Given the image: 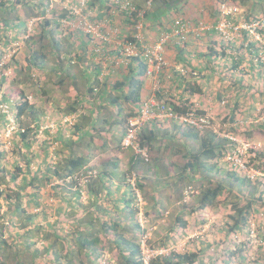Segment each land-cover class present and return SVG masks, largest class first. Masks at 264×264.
Instances as JSON below:
<instances>
[{
  "label": "crops",
  "instance_id": "obj_1",
  "mask_svg": "<svg viewBox=\"0 0 264 264\" xmlns=\"http://www.w3.org/2000/svg\"><path fill=\"white\" fill-rule=\"evenodd\" d=\"M124 1L0 0V39L7 43L14 41V47L11 46L13 49L19 44L18 47L22 46L17 51L19 58L15 56L17 61L7 65L9 77L2 78V82L5 79L7 92L9 88L17 89L18 96L27 97L33 109L16 119L18 127L11 135L13 143L15 141L13 148L19 147L15 164L23 172L18 171L20 174L16 179L4 175L7 172L1 174L5 177H0L5 181L0 186H8L5 195L9 188L11 194L10 199L2 197L0 200V218L14 217L10 222L12 225L6 226L2 221L0 228L2 231L12 230L17 235L15 239H6V243L0 242V260L5 264H101L104 261L112 264H137L139 257L133 252L135 247L130 243L140 242L143 235L142 227L140 229L137 225L138 216L120 206L121 211L114 216H107L105 221L104 217L109 214L105 212L108 203L102 204L112 188L114 192L116 189L118 197L126 192L125 187L118 185L135 157L133 148H125L122 139L126 115L139 110L140 106L138 109L132 100L125 99L122 90L129 89L130 79L139 77L141 69L134 58L142 57V53L127 58L123 54L126 42L138 46L141 41L153 44L168 23L171 25L176 18L186 17L193 25L186 43L178 45L172 41L166 45L164 52L168 63L164 78L171 80L167 84L174 88V99L199 106L196 102L198 99L202 106L206 105L207 100L202 99L205 88L210 87L211 82L216 84L213 81L214 74L221 72L229 73L221 77V80L233 79L235 89L241 88V84L237 83L243 79L242 72L232 69L233 63L228 57L231 53L226 51V41L217 31H209L216 29L217 24L214 22L220 18L219 2L132 0L136 15L128 18L121 9ZM254 3L250 13L256 17L262 7L256 9ZM138 14L143 15L141 33L135 28ZM23 20L26 22L24 28ZM86 21L94 25V30H86ZM199 24L204 25V29L194 31V27ZM214 40L217 43L214 46L216 50L221 51L220 47L224 45L227 53L225 57L210 55ZM0 47L8 48L4 45ZM247 61L249 59H244L241 67ZM176 72L179 79L187 78L186 82L182 79V86L171 79V76L175 78ZM144 78L142 97L145 103L153 83L148 76ZM119 82L125 84L118 89L115 84ZM189 83L193 86L196 84L201 91L193 94L184 91ZM93 86L96 89L94 91L91 89ZM178 91H183L181 97ZM8 93L10 100L14 94ZM164 94V98L170 97L167 91ZM217 95L222 100L223 94ZM147 125L146 133L152 130L149 135L156 137L147 144V148H150L148 152L153 153L154 157L147 170L152 168L159 174L157 178L161 181L140 173V186L135 190L147 204L153 202L147 214L157 217L163 213L168 214L170 201L181 200L186 188L193 186L198 194L199 187L207 179H203L201 172L185 171L183 175L182 165L190 153L202 149L200 140L189 134L196 129L176 118L152 117ZM29 126L35 129L29 130L26 138L21 139L20 130ZM206 131H200V134ZM208 131L218 137L215 147L225 146L227 154L232 143L223 140L225 133L217 134L216 129ZM225 137L230 138L227 133ZM28 142L30 144L27 146ZM25 154L27 156L24 158ZM78 154L83 156L81 170L95 174L89 185L78 189L74 183L57 175L39 182L48 164L61 167L66 158ZM177 155L182 159L180 165L175 164L177 159L173 160ZM34 158L37 162L32 163ZM138 161H135L136 164L133 162L137 168L145 164ZM207 161L215 162L212 158ZM225 161L226 156L217 161L219 172H224V175L219 173V176L223 178L229 171H226ZM173 167L179 170L173 175L179 176V180L168 182L165 178ZM31 181L41 186L39 194H35V189L29 186ZM113 184L117 186L113 187ZM15 186L20 187L22 196L17 206L14 203L19 198V191ZM24 206L27 211L21 209ZM187 210L182 207L176 213L179 215ZM38 211L45 212L48 218L35 215L36 219L28 223L26 216ZM7 230L5 234L9 233ZM168 237L166 234L164 239ZM158 245L162 248L161 243ZM99 258L103 259L100 263Z\"/></svg>",
  "mask_w": 264,
  "mask_h": 264
},
{
  "label": "rangeland",
  "instance_id": "obj_2",
  "mask_svg": "<svg viewBox=\"0 0 264 264\" xmlns=\"http://www.w3.org/2000/svg\"><path fill=\"white\" fill-rule=\"evenodd\" d=\"M253 2H255L254 6L256 9L258 8L260 10L262 7L261 12H259V14L256 15V18L253 19H257L256 21L259 22L258 30L264 29V1L248 0L246 2H241V0H228L225 3L230 7H238L237 17L239 18V22H246L252 20H245V18L242 17L247 13H250V8ZM25 24L26 22L23 20V28L25 27ZM200 25L201 24L198 26ZM198 26H195L194 28H198ZM219 36L225 40L220 34ZM261 38L264 41V36L262 34ZM237 39L242 42L243 36L241 33L237 36ZM247 43L248 41L245 42V45H247ZM19 45L14 49L0 47V76L5 75V77H9L8 73L10 72L8 71V67L5 68V66L10 63L8 62L9 60L12 61L14 56L18 57L17 51L22 47H18ZM242 68L245 73L242 74L243 79L237 83L241 84V88L236 87L235 89L236 84L234 85L233 79L229 80L230 78H228L227 81L220 79L223 76L229 75V73H217L216 75L214 74L213 81L216 82L218 87H216L214 82H211V86L205 88L202 96V99L207 100V104L202 106L198 99L196 102L201 105H199L202 107L201 110L209 115L211 126L207 129L212 131L216 129L217 134L227 133L228 136L233 137L237 143L235 148L228 152L226 156V171H236L240 177L249 176L251 182L244 184L243 188H240V185L237 186L236 184L232 189L233 192H227L226 190L214 205L208 206L205 209L197 210L195 213H187L183 217V220H189L187 225V237L179 235L181 232V230H179V225L181 224L177 221L178 215L176 210L182 209V207L186 208L185 206H190L196 202L195 200L197 199L198 194L193 186L185 189L184 197H182L181 200L177 202L173 200L170 201L168 214L163 213L157 217H151L147 214V209L150 208L149 205L153 202L149 201V204H147V201L142 199V196L136 194L139 201V221L142 230L144 231L141 230V235L143 234L141 242L146 240L142 243V247L145 251L147 249H153L150 246L151 244L158 245L159 243H161V245H164L163 243H165L166 245L163 247L167 249L179 248L178 246H180L181 251L187 250V247H190L191 245L193 246L191 249H197V247L202 246L201 248L204 249L202 253L204 264H227L225 260L226 257L230 258L229 262L231 264H264V182L261 181L263 183L260 184V180L264 179V63L261 65L255 63L254 67H252L251 62L247 61L241 69ZM1 80L2 77H0V84ZM8 90V92L14 94L11 96L10 100L18 98L17 89L9 88ZM8 92L5 86L1 87L0 100L2 99L3 94L10 95ZM217 94H223L226 101L223 102L220 100ZM244 98L246 100H244ZM2 107H5V105H0V144L1 150H4L6 155L1 159V163L6 170L12 171L19 176L20 173L17 172L16 161H13L17 157L13 151L15 147L13 148L14 143L13 138L11 137L12 133L15 131L14 128L18 127V121L14 116L12 117L11 114L4 117V114H2ZM11 117L13 121L9 120ZM7 120H9V122H7ZM6 122L8 124H6ZM12 127L14 128L12 129ZM123 146L129 148L125 145ZM5 149H7V151H5ZM250 149H253L254 151H250ZM133 150L135 157L138 155L139 160L145 162L142 167L136 169V172L138 174L144 173L143 175H150L151 179L161 181L160 178H157L159 177V174L155 173L152 168L147 170L149 164H152L154 158L153 153H150L147 150L139 152L135 148H133ZM125 158L128 161L130 160L127 156ZM175 159L178 160L175 164L180 165L182 162L180 155L175 156L173 160ZM252 159L253 163L250 162ZM34 161L37 162V159L34 158L32 163ZM34 168H36V166ZM173 168L174 169H171L170 174L165 178L168 182L179 180V176H173L174 174H177L179 170H177L176 167ZM215 179L220 180L219 178ZM131 182L133 184L135 183L133 178L131 179ZM0 187L4 190L8 188V186L4 185H1ZM14 188L17 191L20 190L19 186H15ZM236 194L242 196V203H246V199L253 194L255 205L254 210L250 214L249 226L245 227L243 231L246 235L238 234L235 236L238 244L240 243V240H246V243H244L245 246H243L244 244H239L243 246L241 255L237 251L234 255L228 257L227 255L223 256L227 251V246L222 242L227 233V230L224 229L223 225L226 224V222L232 223L230 214H233V210L229 204H224L225 200L223 199L227 196L229 199L235 200V196H238ZM12 219H14V217L11 216L7 218L4 216L3 219L0 218V221H3L6 226H10L12 225V223H10ZM1 224L2 223H0V225ZM1 229L2 228H0V230ZM6 230L7 229L3 231L4 237H6L7 240H12L17 237L16 233L11 229V231L7 230L9 233L5 234ZM166 234H168L169 237L164 239ZM12 235H14V238H12ZM19 248H21V246ZM22 248L24 247L22 246ZM28 248L30 249L31 247ZM30 253L32 254V249ZM102 261L103 259H98L99 263ZM101 264L112 263L110 261H104Z\"/></svg>",
  "mask_w": 264,
  "mask_h": 264
},
{
  "label": "trees",
  "instance_id": "obj_3",
  "mask_svg": "<svg viewBox=\"0 0 264 264\" xmlns=\"http://www.w3.org/2000/svg\"><path fill=\"white\" fill-rule=\"evenodd\" d=\"M217 2H219L220 4L227 2L228 0H216ZM264 1V0H262ZM133 15V14H132ZM134 15H136V13L134 12ZM133 15V16H134ZM147 15V13H146ZM145 15V16H146ZM245 20H253V17L251 15V13H247L244 17ZM186 19V17H185ZM222 19V15H221V10H220V18H218L214 23L218 24L219 21ZM137 20V19H136ZM187 20V19H186ZM234 22L237 23L239 21L238 17H234ZM174 23V22H173ZM164 24V22L161 24V26ZM215 24V25H216ZM172 25H170V23H168V26L165 28V31L167 30H171L172 29ZM209 31L211 32H216L217 29H213ZM164 32V31H163ZM207 32V30L205 31ZM259 32L264 36V29H260ZM218 33V31L216 32ZM201 34V32H200ZM242 36H243V40L242 42L238 41V44L235 45V48H233L235 50V53H229L227 51V47L229 44L233 45V42H227V47H226V51L230 54V56L228 55L230 61L233 63L232 65V69H235L234 71L238 70L241 71L242 74L245 73L243 71V68L241 69V65L244 59H249V62H251L252 67H254L255 63H258L259 65L264 63L263 57H264V41L262 40H258L255 39L254 37H252L249 32L247 30H242L241 32ZM188 39V38H187ZM186 40H183L181 43L177 42L176 44H184L186 43ZM175 41V40H173ZM248 41L247 45H245V42ZM172 42V41H170ZM170 42H168L166 45H168ZM213 45H211L210 47V55H215L216 57L222 56L225 57L227 55L224 45H221L220 50H216V48L214 47L216 43V40L212 41ZM4 45V46H8V48H13L14 47V41H9L8 43L5 41H2L0 39V46ZM13 45V47H11ZM1 51V48H0ZM141 56H136L134 59L137 60L138 66L141 69L140 73H139V77L135 78V80H130L129 82V89L126 90H122L123 91V97L125 99L128 100H132L133 104H135L138 109L140 106V109L142 108V105L144 103V99L142 97L143 91H144V83H145V76H146V72H147V67H148V62H147V58L144 57L143 52L141 51ZM13 57V56H12ZM166 59V57H165ZM12 61H17L16 57L14 56V58H12ZM11 60H9L8 62H12ZM168 64V63H167ZM166 64V65H167ZM8 64H6L5 68L7 67ZM164 66L161 70V73L159 75V79H160V87L162 86V88H160V90L157 92V99L161 102H165L166 104H168L169 106H171L174 110V112H176L177 114L181 115V114H185L187 111H189V109L195 107V104L190 103L189 101H180V99L175 100L173 95V91L174 88L172 86H170L168 83L169 80L168 78H164L165 76V69L168 66ZM178 74L177 72L174 73V77L173 78L171 76V79L174 83L179 82V86H182V79L184 82H186L185 77L179 79L178 78ZM2 78L5 77V75L0 76ZM6 78H8V76H6ZM15 79V77H14ZM5 81V79H4ZM4 81L2 82L1 80V84H0V90L1 87L4 86ZM14 81V80H13ZM98 84H100V81H97ZM125 84V82L121 83L119 82V84H115L116 88H121L123 85ZM167 84V85H165ZM169 85V87H168ZM93 91L96 90L95 86H93L91 88ZM164 91H167V93L169 94L170 97L164 98L165 94ZM184 91H189L191 94L195 93V92H199L201 91L200 87H198L196 84H194V86L192 84H188L185 88ZM180 93V97L183 94V91H178ZM179 102V103H178ZM1 104H5L8 106V111L2 112V114H4V117H7L6 115H10L12 114L16 119H18L22 113H25L27 111H33V109L31 108V104L28 103L27 101V97H24L21 95L18 96L17 99L15 100H9V97L7 94H3L2 99L0 100V105ZM137 110L135 112H131L129 114L126 115L125 120H126V124H125V129H124V135L123 138L125 137V135L127 134L128 131V119L129 117H134L140 114L141 110ZM199 113H203V110H198ZM16 114V115H15ZM10 120V119H9ZM9 120H7V122H9ZM6 122V124H8ZM149 120L146 121L144 124H142V126L140 128L137 129L136 133H135V138H134V143L135 145L141 149L142 151H145L146 148L148 147V143H151V141L156 138L155 136H150L148 132V134L146 133L148 130V124ZM192 128V127H191ZM35 128H32L31 126L26 127V129L24 130H20L19 135L21 136V139H25L27 132L29 130H32ZM195 129V128H194ZM206 131V133L204 134H200V130L196 129V131L193 132H189V134L193 135L196 139L200 140V143L202 145V149L199 152L193 153L191 152L189 155V158L185 161V163L182 165V170H183V175L185 171H188L189 173H200L204 176L203 179H207L204 183L201 184V187H199V193L197 195V199L195 200L196 202L193 203L190 206H185L186 207V212L188 213H195L197 210H201V209H205L208 206H212L214 205L218 200L219 197L227 190V192H233L232 189L236 186L240 185V188H243V185L246 183H250L251 179L249 178V176H244V177H240L238 175V173L236 171H228L226 173V177H220L219 173L221 175H224V172H219V168H218V160L220 158H223L225 156H227L226 151L227 148L225 146H219L215 147V145L217 144L216 142H218L215 133L213 132H209L208 129H204L203 131ZM195 139V140H196ZM123 140V139H122ZM223 140H227L230 143H232V148L230 149V151H232L235 146H236V141L232 140L231 138L228 137H223ZM228 143V142H227ZM15 144V141H14ZM30 143H27V146ZM123 144V143H122ZM18 148H14V153L15 155L18 152ZM19 151H21V149H19ZM147 151H150V148H147ZM229 151V152H230ZM250 151H254L253 149H250ZM260 154V153H259ZM6 153H4L3 150H1V144H0V173H6L4 174L7 177H12V179H16L17 178V174L12 172V171H8L6 170L5 167H3L1 164V159L3 158V156H5ZM27 156V154H25L23 157L25 158ZM214 159L215 162L213 163H208L207 159ZM139 160L138 155H136V157H133V159L131 160V164H129L128 169L126 170V172H124V175L122 177V182L121 184L118 185V187H125L126 192L123 194V196L118 197L116 195V189L115 192L113 190V188L111 189V191L107 192L106 195V199L104 198V201L106 204L108 203V206H105L106 209H108L105 212H108L109 214L106 215L104 217V220L107 221V216H110L113 214H116L118 212H120L121 208L123 210H128L130 211L131 214L133 215H137V225L140 227L141 229V223L139 221V201H138V197L136 196L137 192L135 190L136 187H138L139 184V179L141 178V175L138 174L136 172L137 169V165L135 166L133 164V162L136 164V162ZM16 161V158L14 159V162ZM136 161V162H135ZM143 161V160H140ZM251 163H253V159L250 161ZM17 163V162H16ZM83 156H81V154L78 155H73L70 156L68 158H66L64 160V162L61 164V167L56 166V164H48L46 167V170L42 173L41 179H39V182H43L46 181L47 179L50 180L51 175H57L58 177H62V179L64 180H69L68 182L74 183L75 187H77L78 189L81 187H85L87 185L90 184V182L92 181V179L94 178V173L89 171V170H81V168L83 167ZM139 163V161H138ZM145 163V162H144ZM259 167V166H257ZM16 169L20 172H23V170L16 164ZM264 169V166H263ZM222 170V169H221ZM17 171V172H18ZM91 172V173H90ZM0 174V177H5L2 176ZM107 174V173H106ZM210 176V177H209ZM98 177V176H97ZM184 177V176H183ZM208 177V178H206ZM69 178V179H68ZM134 179L135 184H133L131 182V179ZM215 178H219L220 180H216ZM199 180V179H198ZM202 180V179H201ZM264 182L263 180H260V184ZM5 182L3 179H0V183ZM111 182V180H110ZM230 182V183H228ZM31 186V188L35 189V194L36 193H40L39 189L41 188V186L39 185H34L31 181V184L29 185ZM113 187L117 186V185H112ZM10 188L7 189V193L5 195V191L6 190H2L0 187V200L2 197L6 198V199H10V192H9ZM128 191V192H127ZM82 194V191H81ZM21 192L19 191V198H17L18 200H16V202L14 203V205H18L21 201ZM238 196H235V200L229 199L227 196L224 197L223 200H225L224 204H229L232 207L233 210V214H230V217L232 219V223L231 222H226V224L223 225L224 229L227 230L226 233V237L224 238V240H222V242L225 244V246H227L226 248V254H223V256H228L231 257L232 255H234L237 251L238 253H242L243 251V246H245L244 243H246V240L242 239L240 240L239 244H244L239 245L237 243V240L235 239V236L238 234L244 235L245 233H243L245 227L249 226V219H250V214L251 212L254 210V205H255V200L253 197V194H251L249 196L248 199H246V203H242V196L239 194H236ZM26 196V195H25ZM13 204L10 205V207H12ZM121 206V208H120ZM23 210L27 211V207L24 206L23 208H21ZM186 212H183L181 214H179L177 217V221H179L181 225H179L181 232H180V236L183 237H187L188 236V232H187V225L189 223V220H183V217L186 215ZM35 215H37V217H39V215L41 216V218L45 219L48 218L47 214L45 212H37L36 214H29L26 216V219L28 220V223H31L32 221H34ZM109 218V217H108ZM115 218V217H112ZM36 219V218H35ZM47 223V220H44ZM104 221V222H105ZM115 221V219H114ZM0 223H2V221H0ZM178 231V230H177ZM246 235V234H245ZM190 237V235H189ZM204 240V239H203ZM0 242L6 243V237H4V232L2 230H0ZM205 242V240H204ZM131 245H133L135 247L134 249V253L138 255L139 259L137 264H144L143 262V249H142V245H141V240L138 243H130ZM5 245V244H4ZM166 245V244H164ZM161 245L162 248H164ZM153 249H162L159 248V245H154L151 244L150 245ZM193 246L191 245L190 247H187V250L181 251L180 248H172L170 249L167 253H163L160 254L154 258L151 259L150 264H204V258L202 256V253L204 251L203 248L201 247H197V249H191ZM227 264H231L230 258H225ZM225 262V261H224ZM0 264H5L4 261L0 260Z\"/></svg>",
  "mask_w": 264,
  "mask_h": 264
},
{
  "label": "built area",
  "instance_id": "obj_4",
  "mask_svg": "<svg viewBox=\"0 0 264 264\" xmlns=\"http://www.w3.org/2000/svg\"><path fill=\"white\" fill-rule=\"evenodd\" d=\"M121 9L124 13L133 17L132 14L136 12L135 4L132 0H125L121 5ZM238 7H230L225 2L221 4V21L216 25V29L218 33L227 41L233 42V45L228 44L227 51L230 53H235V45H237V36L240 35L242 30H247L249 34L255 39L262 40L261 34L258 30L259 22L257 19H253L252 21L246 22H234V17L236 18L238 15ZM138 21L136 22L135 28L139 33H141L142 23L141 19L143 18L142 14H138ZM86 30H94V25L85 22ZM193 25L183 17L176 18L174 20L173 26L171 30L164 31L158 40H156L153 44L141 41L140 46L133 43H125L123 54L128 58L132 56L138 55L141 51L143 52L144 57L147 58L148 67L146 75L152 80V89L150 94L145 100L144 106L141 109L139 115L134 117H129L128 119V131L122 142L123 145L127 147L135 148L137 151L143 152L139 149L135 143V133L138 128L142 126L146 121H148L151 117H159V118H176L180 119L181 122L187 124L189 127L199 129L203 131L204 129L209 128L211 125V120L209 115L203 111V113H199L200 107H193L189 109L185 114H177L174 112L173 108L166 104L165 102H161L157 99V92L160 90V79L159 75L161 73L162 68L167 64L165 59V47L166 44L170 41H177L181 43L183 40H186L189 36V33L192 31ZM204 25L198 26V28H194V31H199L203 28ZM222 101L226 100L224 97ZM5 105V104H4ZM2 112L8 111V106L2 107ZM13 125V124H12ZM11 125V126H12ZM14 127H12L13 129ZM234 140L233 137H230ZM235 141V140H234ZM135 184V183H134ZM146 240H143V242ZM142 242V243H143ZM172 249V248H170ZM170 249H143V262L144 264H150L151 259L163 254L167 253Z\"/></svg>",
  "mask_w": 264,
  "mask_h": 264
},
{
  "label": "clouds",
  "instance_id": "obj_5",
  "mask_svg": "<svg viewBox=\"0 0 264 264\" xmlns=\"http://www.w3.org/2000/svg\"><path fill=\"white\" fill-rule=\"evenodd\" d=\"M146 76H147V75H146ZM11 115H12V114H11ZM6 116H7V115H6ZM12 117H13V115H12ZM12 117L10 118V121H13V120H12ZM10 126H11V125H10ZM10 126H9V127H10ZM16 128H17V127H16ZM16 128H15V130H16ZM122 143H123V142H122ZM141 243H142V242H141Z\"/></svg>",
  "mask_w": 264,
  "mask_h": 264
}]
</instances>
